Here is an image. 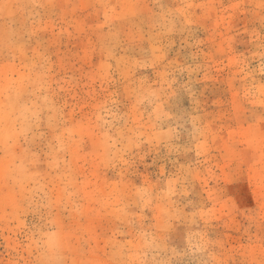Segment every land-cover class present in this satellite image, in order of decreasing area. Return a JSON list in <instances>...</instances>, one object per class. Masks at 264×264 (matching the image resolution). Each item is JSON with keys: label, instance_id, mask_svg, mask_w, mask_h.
<instances>
[{"label": "rangeland", "instance_id": "374dc122", "mask_svg": "<svg viewBox=\"0 0 264 264\" xmlns=\"http://www.w3.org/2000/svg\"><path fill=\"white\" fill-rule=\"evenodd\" d=\"M0 264H264V0H0Z\"/></svg>", "mask_w": 264, "mask_h": 264}]
</instances>
